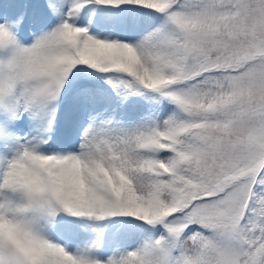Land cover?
I'll return each mask as SVG.
<instances>
[{"label": "snow or ice", "instance_id": "obj_1", "mask_svg": "<svg viewBox=\"0 0 264 264\" xmlns=\"http://www.w3.org/2000/svg\"><path fill=\"white\" fill-rule=\"evenodd\" d=\"M0 264H264V0H0Z\"/></svg>", "mask_w": 264, "mask_h": 264}]
</instances>
